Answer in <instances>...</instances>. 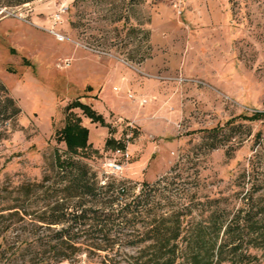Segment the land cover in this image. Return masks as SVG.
Instances as JSON below:
<instances>
[{
    "label": "rangeland",
    "instance_id": "rangeland-1",
    "mask_svg": "<svg viewBox=\"0 0 264 264\" xmlns=\"http://www.w3.org/2000/svg\"><path fill=\"white\" fill-rule=\"evenodd\" d=\"M125 17L136 32L117 22ZM138 49L147 58L129 60ZM0 83L21 109L18 128L0 146V205L16 207L0 224L9 242L49 233L34 220L45 196L26 199L21 185L39 182L54 153H64L59 135L69 118L98 151L87 161L90 173L99 186L123 182V202L176 165L180 179L161 185L173 198L160 211L186 197L180 203L200 220L207 199H217L224 215L244 197L253 205L264 199V0H0ZM109 139L129 153L116 157L118 173L104 166L114 159ZM148 219L115 230L144 231ZM86 260L82 254L61 264Z\"/></svg>",
    "mask_w": 264,
    "mask_h": 264
},
{
    "label": "trees",
    "instance_id": "trees-1",
    "mask_svg": "<svg viewBox=\"0 0 264 264\" xmlns=\"http://www.w3.org/2000/svg\"><path fill=\"white\" fill-rule=\"evenodd\" d=\"M8 1L9 6H19L34 0ZM121 21L128 33L137 31L127 17L117 20ZM144 34L148 41L149 32ZM146 58L147 54L139 49L128 55L129 60L138 63ZM20 115L17 102L0 83V146L18 128ZM86 134L77 118H69L59 135L66 145L64 153H54L50 171L39 182L21 185L26 199L36 192L45 196L43 211L34 220L47 226L49 233H28L20 243L9 242L0 233V264H61L82 254L86 264H264V199L253 205L251 197H244L233 214L225 215L214 207L218 206L217 199H207L208 209L200 220L193 217L187 204L180 203L186 197H180L174 209L160 211L165 206L162 202L173 198L161 185L180 179V174H172L176 165L155 182L142 183L140 193L129 195L131 200L123 202L128 192L123 182L99 186L96 175L90 173L87 161L98 151L88 146ZM107 145L113 153L126 147L123 141L113 139ZM15 208L0 205V224L6 220L4 212ZM148 215L144 231L122 234L115 230ZM15 216L18 213L7 215L10 219ZM65 224L59 231L51 230V226ZM19 238L16 235L14 239ZM118 240L125 245H119Z\"/></svg>",
    "mask_w": 264,
    "mask_h": 264
},
{
    "label": "built area",
    "instance_id": "built-area-1",
    "mask_svg": "<svg viewBox=\"0 0 264 264\" xmlns=\"http://www.w3.org/2000/svg\"><path fill=\"white\" fill-rule=\"evenodd\" d=\"M174 1L175 3H180L181 0H172ZM60 19V16L59 15H56L55 18H54V23H56L58 20ZM56 37L58 38V40H63L64 37L62 35H59V34H56ZM66 64H68V62H66ZM114 90L117 91L116 88H114ZM128 98L129 99H133V95L132 94H129L128 95ZM139 103L141 105L145 104L146 103V100L144 99H139ZM114 155V159L108 163H106L104 166L110 170L113 171V173H118V172H121L122 169H123V166L116 161V157H120L122 160H128L129 159V153L127 151V148L125 147V149H118L116 151H114L113 153ZM104 184V182H103Z\"/></svg>",
    "mask_w": 264,
    "mask_h": 264
},
{
    "label": "crops",
    "instance_id": "crops-1",
    "mask_svg": "<svg viewBox=\"0 0 264 264\" xmlns=\"http://www.w3.org/2000/svg\"><path fill=\"white\" fill-rule=\"evenodd\" d=\"M126 86H128V83H126ZM146 87H148V85L147 86H144V88H146ZM138 106H140V105H138ZM150 106L151 107L148 109L147 113H150V115H151V111H153V114L156 112V106H155V104H151ZM148 119H150V116L149 115L143 116V118H140V116H137L136 117V121H138L139 123H144Z\"/></svg>",
    "mask_w": 264,
    "mask_h": 264
}]
</instances>
